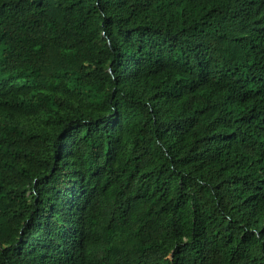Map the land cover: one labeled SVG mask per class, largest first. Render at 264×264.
Here are the masks:
<instances>
[{
	"label": "trees",
	"instance_id": "1",
	"mask_svg": "<svg viewBox=\"0 0 264 264\" xmlns=\"http://www.w3.org/2000/svg\"><path fill=\"white\" fill-rule=\"evenodd\" d=\"M0 264H264V0H0Z\"/></svg>",
	"mask_w": 264,
	"mask_h": 264
}]
</instances>
